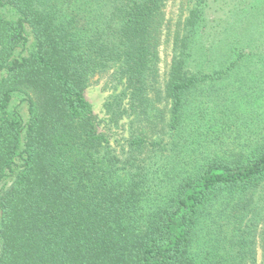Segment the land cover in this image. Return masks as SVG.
<instances>
[{"label": "trees", "instance_id": "1", "mask_svg": "<svg viewBox=\"0 0 264 264\" xmlns=\"http://www.w3.org/2000/svg\"><path fill=\"white\" fill-rule=\"evenodd\" d=\"M186 1L169 117L120 153L84 89L117 65L143 100L166 0H0V264H257L264 125L225 135L231 76L251 60L264 75V0Z\"/></svg>", "mask_w": 264, "mask_h": 264}, {"label": "rangeland", "instance_id": "2", "mask_svg": "<svg viewBox=\"0 0 264 264\" xmlns=\"http://www.w3.org/2000/svg\"><path fill=\"white\" fill-rule=\"evenodd\" d=\"M218 3L210 2V16L217 17L222 11H217ZM186 0H166L164 11L166 28L160 38L155 60L156 76L147 77L145 82L143 100L137 101L130 95V89L126 87L125 78H120L117 65H112L105 71L97 74L85 86L84 96L90 102L95 116V123L99 133L106 136L112 146L121 153L120 146L130 136L135 135L141 129H146L150 134L169 117L170 103L165 93V85L169 78L170 65L175 54V33L182 31V24L188 15ZM217 23L214 22V25ZM221 27H215L219 30ZM182 33V32H181ZM191 62L190 57H188ZM256 62L251 60L241 70L234 72L230 78V92L238 107L239 129L236 132H227L225 136H247L255 132H263L264 125V75L258 77L252 72ZM251 68V72L249 69ZM139 84V83H138ZM240 98V99H239ZM131 103L133 106H131ZM207 113V112H206ZM199 122L202 137L208 135L210 124L209 114ZM198 123V122H197ZM218 126L211 131L214 135L219 132ZM229 139V138H228ZM259 204V205H258ZM259 211L264 212L263 203H258ZM254 233V248L257 255V264H260L262 252H264V219L257 223Z\"/></svg>", "mask_w": 264, "mask_h": 264}]
</instances>
